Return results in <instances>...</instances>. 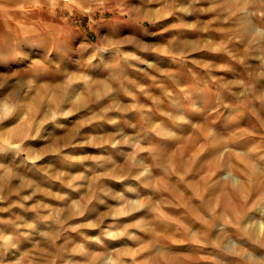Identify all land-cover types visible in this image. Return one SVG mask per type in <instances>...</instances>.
I'll list each match as a JSON object with an SVG mask.
<instances>
[{"label":"clouds","instance_id":"obj_1","mask_svg":"<svg viewBox=\"0 0 264 264\" xmlns=\"http://www.w3.org/2000/svg\"><path fill=\"white\" fill-rule=\"evenodd\" d=\"M0 264H264V0H0Z\"/></svg>","mask_w":264,"mask_h":264}]
</instances>
